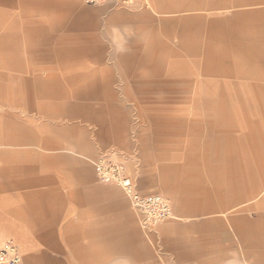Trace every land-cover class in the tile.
<instances>
[{
  "label": "crops",
  "instance_id": "crops-1",
  "mask_svg": "<svg viewBox=\"0 0 264 264\" xmlns=\"http://www.w3.org/2000/svg\"><path fill=\"white\" fill-rule=\"evenodd\" d=\"M253 2L264 0H138L132 9L119 3L111 9V1L89 8L80 0H19L21 16L28 19L22 24L30 36L27 53L42 64L33 72L30 66L26 69L17 44L0 35V66L8 68L0 73V246L17 244L21 264H158L149 250L137 249L139 235L122 223V188L99 181L94 169L93 161L101 158L92 142L102 150L122 149L125 114L111 104L95 139L66 138L64 128L72 132L78 126L63 125L62 84L82 82L86 86L76 90L77 97L93 96L98 73L108 84L113 80L107 66L112 61L122 77L140 85V92L156 94L153 101L164 113L157 122L205 125L208 144L221 142L227 126L237 123L235 112L221 108L226 94L216 97L198 89L192 117L176 103L188 102L195 79L199 88L218 81L239 87L249 83L255 95L261 94L264 113V9L222 19L156 14L221 11ZM113 27L136 33L126 52L113 44ZM191 63L198 70L191 71ZM234 95L246 110L245 90L236 88ZM66 108L72 111V105ZM246 140L252 150H243L244 166L235 169L241 184L232 194L221 190L200 199L181 192L189 233L166 236L179 263L222 264L240 253V264H264V143L261 150L252 131L239 142L245 146ZM200 222L216 228L198 231ZM196 233L206 239L200 240L204 245L192 237ZM232 238L239 246L235 254L226 249L234 247ZM223 241L230 243L224 247Z\"/></svg>",
  "mask_w": 264,
  "mask_h": 264
},
{
  "label": "rangeland",
  "instance_id": "rangeland-1",
  "mask_svg": "<svg viewBox=\"0 0 264 264\" xmlns=\"http://www.w3.org/2000/svg\"><path fill=\"white\" fill-rule=\"evenodd\" d=\"M19 0H14L13 3L0 0V35L4 34L11 38L17 44L18 55L21 61L25 64L24 67L31 72L38 69L41 61L35 56L31 60V54L27 53L28 39L30 36L25 32L22 24L28 19L21 16L23 14V7L18 3ZM83 5L89 8H98L107 4L109 1L114 3L111 9L118 5L122 8L132 9L131 3L136 5L138 0H80ZM141 6L134 7L135 10H140ZM264 9V3L253 2L252 4L236 7L229 10L221 11H188L176 12L172 14H156L158 18H178L182 16H206L208 19L217 18L222 19L231 16L235 12L247 10ZM113 44H116L119 51L126 52L125 48L129 40L134 39L135 32H126L117 27L111 29ZM111 46L108 51L113 48ZM30 58V60L28 59ZM108 68L112 71L111 82L108 84V78L104 74L98 73L95 80L96 94L93 96L82 97L75 94L76 90L82 85V82H75L62 84L64 93L62 121L63 125L69 127L70 125L78 126L77 130L68 131L64 128V137H77L84 141L87 135L90 139H95V134L99 129V124L105 112L112 111L109 107L114 105L116 110H122L125 114V124H122V136L120 143L122 149L117 150H102L100 143L92 142L98 151V158L108 157L113 162L120 166L124 173L130 177L144 193H159L163 195L169 202L172 210V216L159 222L153 230H144L139 223V219L131 206L130 199L127 197L123 188L115 182H103L106 184H115L122 188V223L126 225L129 232L139 235L141 241L136 242L137 249L140 252L149 250L158 262V264H181L174 251L167 246L166 236L173 239L175 235L185 230H188L186 224L190 222L188 214L182 210L181 192L187 195H193L194 198H205V194L215 196L218 191H225L226 194H232L241 181L236 180V170L238 167H243L244 163L241 161L244 148L252 150V142L250 140L244 141L242 146L239 142L240 137L246 138L248 134L254 133L257 137L258 146L263 149L264 140V113L260 108L262 102L261 94L253 93L249 83H244L242 87L226 85L218 81L217 83H207L206 86L197 85V79L191 85V91L188 94L190 99L188 102L180 99L176 105L186 107L184 110L187 115L192 117L196 110V95L198 89L210 95L224 93L227 98L222 102V109L235 112L237 123L235 128L227 126L228 131L223 132L224 137L221 142L215 141L208 144L206 138L209 130L205 125L194 126L186 124H174L171 122H157L156 120L164 114L162 110L157 109L154 97L156 94L142 93L139 91L140 85L129 77H122L118 71L117 66L112 61L107 63ZM98 67V66H96ZM191 71L198 70V66L193 63L189 66ZM6 66H0V73H7ZM202 77L198 76V79ZM221 83L222 85H220ZM4 84V83H0ZM197 85V86H196ZM245 90L249 105L244 110L235 97V90ZM33 89V87L31 88ZM0 95L1 89H0ZM67 96H69L67 98ZM242 97L241 99H243ZM68 101V102H67ZM67 105H72V111L69 112ZM109 109V110H108ZM81 111L82 115L78 116L77 112ZM190 111V113H189ZM89 117V119L87 118ZM232 117L228 116V120ZM99 119V120H98ZM104 121V120H103ZM256 123V124H255ZM258 127V128H257ZM232 129V130H231ZM94 135V137H92ZM246 135V136H245ZM97 158V159H98ZM96 161V160H95ZM94 169H95V162ZM179 166V169L176 167ZM176 168V169H174ZM97 179L101 181L95 170ZM186 186L187 191L183 190ZM239 209V208H238ZM241 212H233L231 215L239 214ZM248 214V213H247ZM225 219V217H222ZM197 223L198 231L202 228L208 229L212 232L215 230V225H202ZM179 225L178 229L174 226ZM206 231V230H205ZM189 233V230L187 231ZM167 234V235H166ZM194 234V232H193ZM198 234V235H197ZM174 235V236H173ZM184 235V234H180ZM184 237V236H183ZM199 240L198 245H204L203 235L196 233L192 236ZM214 240L213 236L210 237ZM187 239V238H186ZM234 247L225 246L230 242L223 241V246L229 250L228 253L235 254L237 242L235 238L231 239ZM203 242V243H202ZM212 244V242H210ZM242 262V255H233L231 258L224 260L222 264H240ZM183 264H194L192 261H187Z\"/></svg>",
  "mask_w": 264,
  "mask_h": 264
},
{
  "label": "built area",
  "instance_id": "built-area-1",
  "mask_svg": "<svg viewBox=\"0 0 264 264\" xmlns=\"http://www.w3.org/2000/svg\"><path fill=\"white\" fill-rule=\"evenodd\" d=\"M95 169L101 181L115 182L123 188L144 230H153L159 222L172 216L171 206L163 195L141 192L116 162L103 157L95 163ZM22 260L20 248L14 242L0 246V264H21Z\"/></svg>",
  "mask_w": 264,
  "mask_h": 264
}]
</instances>
